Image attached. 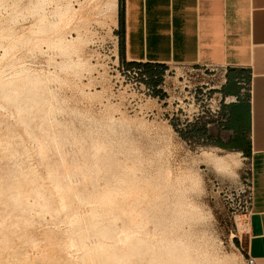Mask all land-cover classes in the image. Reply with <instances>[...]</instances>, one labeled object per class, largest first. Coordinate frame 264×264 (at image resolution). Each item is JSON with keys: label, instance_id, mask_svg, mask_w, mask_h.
<instances>
[{"label": "rangeland", "instance_id": "rangeland-1", "mask_svg": "<svg viewBox=\"0 0 264 264\" xmlns=\"http://www.w3.org/2000/svg\"><path fill=\"white\" fill-rule=\"evenodd\" d=\"M104 1L0 0V264H247L250 160L117 69Z\"/></svg>", "mask_w": 264, "mask_h": 264}, {"label": "crops", "instance_id": "crops-1", "mask_svg": "<svg viewBox=\"0 0 264 264\" xmlns=\"http://www.w3.org/2000/svg\"><path fill=\"white\" fill-rule=\"evenodd\" d=\"M114 31L127 69L164 65H226V95L249 82L250 97L225 106L228 121L211 123L207 138L245 154L252 165V206L243 256L264 264V0H122ZM119 52V37L114 35ZM120 60V59H119ZM121 62V61H120Z\"/></svg>", "mask_w": 264, "mask_h": 264}, {"label": "built area", "instance_id": "built-area-1", "mask_svg": "<svg viewBox=\"0 0 264 264\" xmlns=\"http://www.w3.org/2000/svg\"><path fill=\"white\" fill-rule=\"evenodd\" d=\"M117 69L133 75L137 84L149 99L161 105L166 104L167 121L171 127L180 134H190L195 128L208 126L211 123L223 125L228 121L229 114L225 106L237 103L241 98L250 97L251 86L249 82H240V91L236 95H226L222 88L227 82L229 68L226 65L182 66V72L177 69L173 72L166 70L163 83L158 86L165 92V97L153 96V88L147 85V76L143 68L127 69L119 64L115 56ZM189 140L192 139L189 136ZM203 142V140H201ZM253 198L252 165L250 168V185L247 198V214L251 213ZM247 264H258L251 255L245 256Z\"/></svg>", "mask_w": 264, "mask_h": 264}, {"label": "trees", "instance_id": "trees-1", "mask_svg": "<svg viewBox=\"0 0 264 264\" xmlns=\"http://www.w3.org/2000/svg\"><path fill=\"white\" fill-rule=\"evenodd\" d=\"M118 14H119V25L121 27L122 24V17H123V6L122 0H118ZM114 34L119 37V59L121 63L123 62V53H122V36L118 31H114ZM143 67V70L147 76V85L153 88V96H160L161 98L165 97V92L158 88L159 85L163 83V76L166 72V66L164 65H153V64H146ZM207 127L201 126L199 128H195L190 134H180L182 138H189L196 139L197 141L203 140V143L206 144H214L212 141L207 138ZM218 146V144H215Z\"/></svg>", "mask_w": 264, "mask_h": 264}, {"label": "bare ground", "instance_id": "bare-ground-1", "mask_svg": "<svg viewBox=\"0 0 264 264\" xmlns=\"http://www.w3.org/2000/svg\"><path fill=\"white\" fill-rule=\"evenodd\" d=\"M88 4V2H87ZM100 6V5H99ZM91 7V6H90ZM93 7V6H92ZM58 15H60L61 19H65L66 15H68L69 13V5H65V6H58ZM97 9V8H96ZM79 10V9H78ZM92 10V8H91ZM102 12L105 13V15L107 16V18L111 21L110 23L113 24V26L116 24V19L118 16V0H105L103 5H102ZM98 14V13H97ZM78 15V14H77ZM82 15V14H81ZM100 15V14H99ZM104 15V14H103ZM76 16V15H75ZM79 16V15H78ZM77 16V17H78ZM102 17V16H101ZM82 19V18H81ZM104 20V19H103ZM107 23V22H106ZM103 24V22H102ZM104 25V24H103ZM109 28V25H107ZM115 27V26H114ZM113 28V27H112ZM83 32V31H82ZM66 39V38H65ZM64 43V41H63ZM115 44H116V52L118 53V48H117V42L115 39ZM203 158H204V162H208L210 164H213L215 166H218L222 169H230L233 167V165H236V154L229 152L228 155L226 156H217L216 154H214L212 151H206L203 153ZM238 164V163H237ZM236 168V167H235ZM233 171V170H232ZM75 239H73L74 241ZM75 243V242H74Z\"/></svg>", "mask_w": 264, "mask_h": 264}]
</instances>
